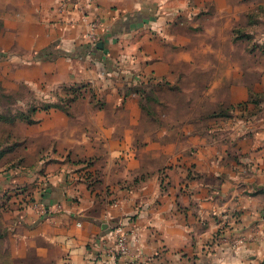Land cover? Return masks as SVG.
Returning a JSON list of instances; mask_svg holds the SVG:
<instances>
[{
  "label": "crops",
  "instance_id": "1",
  "mask_svg": "<svg viewBox=\"0 0 264 264\" xmlns=\"http://www.w3.org/2000/svg\"><path fill=\"white\" fill-rule=\"evenodd\" d=\"M44 4L29 17L44 32L30 36L49 45L43 66L50 87L101 94L104 109L88 95L72 103V115L53 110L39 128L35 142L49 147L41 153L43 144L35 151L32 145L29 153L37 151L47 163L13 180L34 191V200L15 211L23 244L14 246V264H130L110 253L120 225L141 256L138 264H255L239 253L204 251L218 220L234 212L240 216L237 230L248 232L262 217L257 185L264 169L255 156L239 169L235 159L221 166L214 154L221 152L211 142L204 151L212 154H203L209 163L202 157L197 171V160L181 161L192 145L177 130L173 136L164 128L136 130L160 122L134 117L140 99L133 93L153 87V76L175 81L181 56L173 46L180 44V27L194 19L195 0ZM92 18L101 21L102 47L89 44ZM82 160L93 164L77 163Z\"/></svg>",
  "mask_w": 264,
  "mask_h": 264
},
{
  "label": "rangeland",
  "instance_id": "2",
  "mask_svg": "<svg viewBox=\"0 0 264 264\" xmlns=\"http://www.w3.org/2000/svg\"><path fill=\"white\" fill-rule=\"evenodd\" d=\"M195 5L194 19L180 27V44L173 46L181 56L175 81L153 76V87L133 93L140 99L134 117L160 121L138 124L136 130L164 128L166 136L177 130L192 145L181 161L197 160L192 165L197 171L202 157L209 163L203 154H212L204 151L211 142L221 152V157L214 153L221 166L235 159L239 169L250 165L254 155L264 169V0H195ZM36 6L41 12L44 0H0V264H14V246L23 244L15 211L34 200V191L13 180L47 163L37 151L29 153L32 145L35 151L34 146L43 144L34 140L42 134V123L53 110L72 115V103L88 95L104 109L101 94L83 87H50L44 73L49 45L30 36L44 32L42 24L29 20ZM48 147L44 143L41 153ZM263 178L264 173L257 187L264 200ZM239 222L234 212L218 220L204 251L239 253L264 264V212L248 232L237 230Z\"/></svg>",
  "mask_w": 264,
  "mask_h": 264
},
{
  "label": "built area",
  "instance_id": "3",
  "mask_svg": "<svg viewBox=\"0 0 264 264\" xmlns=\"http://www.w3.org/2000/svg\"><path fill=\"white\" fill-rule=\"evenodd\" d=\"M87 18V15L85 16ZM101 27V21L92 18L87 21L86 35L89 39L91 47L95 48L99 42V30ZM115 246L110 250L111 255L115 258H129L130 264H138L140 260V254L133 252L128 240L127 233L123 230V226H117L114 229Z\"/></svg>",
  "mask_w": 264,
  "mask_h": 264
},
{
  "label": "water",
  "instance_id": "4",
  "mask_svg": "<svg viewBox=\"0 0 264 264\" xmlns=\"http://www.w3.org/2000/svg\"><path fill=\"white\" fill-rule=\"evenodd\" d=\"M98 46H99V47H102V43H101V42H100V43H98Z\"/></svg>",
  "mask_w": 264,
  "mask_h": 264
}]
</instances>
